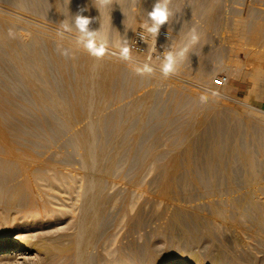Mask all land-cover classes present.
Masks as SVG:
<instances>
[{
    "label": "rangeland",
    "instance_id": "374dc122",
    "mask_svg": "<svg viewBox=\"0 0 264 264\" xmlns=\"http://www.w3.org/2000/svg\"><path fill=\"white\" fill-rule=\"evenodd\" d=\"M16 1L19 2V0ZM24 1H22L23 3L20 1L21 3L19 2L20 4L18 5L14 0H0V33H14L17 31L25 33L24 28L26 27L34 25L37 28L43 27L42 29L54 34L53 38L44 36L46 37L44 38V42L47 40L50 41L48 45H50L49 43L52 44L53 54L50 56H53L51 57L53 60L43 50L35 48L32 42H28L25 48L17 49L13 52L16 60L15 64L13 60L14 63L10 62L9 60L11 59L8 58L7 52L10 46L5 45L4 47L0 45V68L2 69L5 66L2 69L3 72L5 70V73L0 70L2 72H0V88L1 90L4 88L7 93L12 91V89L14 90L12 94L16 92L13 95L11 92V95L7 94L9 96L7 99L10 98L8 100L5 97L7 100L5 102L8 103L5 105L6 107L4 106L5 109H7L9 103L11 104L13 102L11 106L9 105L10 109L5 110L3 106L0 107V128L3 129L14 145H17L18 151L24 148L33 156L42 157L43 155H39V151H43L44 154L46 153L45 150L51 146L55 152H58L56 155L51 156V161H54L55 165L57 163L60 164L56 165L58 169L55 167L58 172L63 171L61 169H64V172L65 170L68 173L72 172L69 174L70 178L72 177L71 175L77 176L80 173L79 178L81 179H78V182L81 184L80 194L78 195L76 191H72L71 193L63 192V194L60 192L53 200L57 201V204H59V201L60 203L74 204L75 212L72 217L78 219L82 210V204H91L93 198H97L104 203L111 202V204H120L127 194L126 189L129 190L133 199L132 201H139L142 196L147 195L155 197L157 200L152 203L155 207L154 205L150 207V205L146 204L145 212L142 215L143 223L139 227H133L131 229L132 236L131 234H122L124 231L121 228V222L117 220L112 221L116 225L119 224L117 226L115 225L116 227L113 224V227L116 230L120 226L119 228L122 231L120 229L117 230L118 232L120 230V233L122 232L120 234L121 241H125L127 238L138 235V232L142 233L144 230L150 231L156 229L155 227L158 224L164 222L165 215L163 213L156 215L155 211L158 210V205L165 198L173 200L193 199L198 201L209 197H221L223 199L222 213L218 212L216 206H214L213 210L210 207L202 206L198 211L205 212V214L210 216H213L212 214L214 213L216 216L215 219L221 222L223 230L228 229L227 233L226 231L223 232V235H226H219L210 224L207 225L205 220L201 218L181 214L182 216H180L179 220L185 223L182 224L184 225V229H190L188 236L186 234L187 238L185 236L180 241L184 245L182 246L197 249L203 256L215 252L224 254L226 252L225 250H227L229 253L226 252L225 256L229 258L230 254H232L231 247L240 241L238 243L245 245L248 243L247 245L252 246L251 249L254 248L252 252L257 255L256 257L262 256L263 252H261L262 250L260 248L262 239L256 231L258 224L255 223L254 217L248 213L250 212L247 207L249 202L244 191L251 189L254 197L261 200L259 202L264 204V192L260 188V185L264 183V134H262L264 133V123L262 122L264 120L262 118L264 117V91L263 89L261 91V88L259 89L252 82V76L250 74L253 72L255 66V62L251 63L252 58H254V54H252V47L254 45L250 44V46L248 44L251 41L248 39V35H250L249 30L251 31V29V34L256 33L253 35L254 38L259 37L257 39L253 38V41L258 42L257 40L262 39V37L264 38V0H169V22L160 28L155 40L148 33L150 41L144 46L143 51L131 49L132 58L130 61H125L120 58L119 50L111 39H109L116 30L115 26H118V21L116 23L114 20V22V18L111 20L113 22H110L114 27L112 26L111 28L108 24L110 26L109 28L106 25L107 31L112 33L111 35L110 33H108L109 35L107 34L109 37L108 47L102 56H94L85 48L76 44V36L78 33L74 26L75 18L73 17H75V14L81 13V9L86 7L85 0H83V3L85 2L84 5L81 4L82 0H70L69 6L68 0H61L63 7L71 8L70 11L73 9L71 13L74 16L68 12L72 20L74 19V23L70 25L72 31H66L62 27V22H65V19L59 5L57 4L55 6L56 0H44V2L43 0H38L39 2L37 0ZM88 2L90 9H93L95 12L99 5L95 3V0L94 3L92 0H88ZM156 2L157 0H136L134 4V0H123L125 15L127 16L128 14L127 17L129 18H134L136 15V26L132 31L138 28L143 29L142 25L144 22H148L151 25V21L148 19V13L152 10ZM16 5L17 7H15ZM21 5L22 8H18ZM23 7L25 8L23 9ZM76 9L77 12L79 11L78 13ZM230 9L233 11H230ZM86 13L89 14L88 12ZM82 14L84 15L85 12L83 11ZM122 14V18L127 19L123 13V9ZM131 14L133 15L131 16ZM262 14L263 16H261ZM2 19L3 22L5 19L6 22L13 20L14 25L10 24V22H8L9 24H6V22L3 23ZM66 23H68L67 20ZM237 23L239 25H247L248 23L249 26L245 25L248 27V30L245 29L246 27H244V31L239 29L240 26ZM192 28L195 29V35L199 38L195 43L192 42ZM187 30L192 34L185 35ZM132 31L126 37L128 44H130L133 33L135 32ZM162 32L166 34L164 37L161 36ZM182 37L185 43L183 40V43L180 42ZM173 41H176V43ZM179 42L182 44L181 48L182 46H188L189 50L186 56L178 61L175 73L166 78L160 70V66L164 60V53L179 51L181 49H179ZM3 48L6 50H3ZM19 64H21L22 69L29 75V79L36 85L37 94L40 95V98H43L42 100L44 102L38 98L37 103H32L38 96H32L35 95L32 92L34 90L28 89V86L26 88L22 77H20L22 81L20 79V81L18 80L19 76H21H18L19 73H17L20 72L17 69ZM145 64H149L154 71L151 74H138L136 68H142ZM38 66H42L44 71H40ZM104 70L105 72H103ZM60 75L62 76L61 79L59 78ZM205 75H211V83H207L201 78V76ZM2 76H4V79ZM219 80L224 81L218 83ZM100 81L103 82L104 86L98 89L97 83ZM19 90L20 92H17ZM202 95L206 96L204 102H201L200 99ZM11 98L12 102H10ZM155 99L158 100L156 101ZM218 102L225 103L230 107V110L228 109L227 111V108L222 109L223 106L217 104ZM17 105L20 106L19 109ZM23 106L25 107L23 108ZM41 107L44 108L42 109ZM1 110H4L3 113H6L2 114ZM48 110L50 112L52 111V114ZM222 110H226V112ZM217 111L219 113H216ZM36 114L44 117L43 119H46V122L45 120H39ZM53 114H58L61 118L69 116L67 119H70L71 122L76 121V119L78 120L72 129L82 131L85 136L91 137L93 141L91 150L92 157L94 158L98 153L104 156L100 164L92 159V167L86 170L81 166L78 158L82 149L80 150V147L73 140L69 139L68 141V135H70L72 130L69 133L65 129H62L57 134H55V130L51 131L56 124L54 123L53 125V121L55 122L57 119H60L58 115L56 117ZM233 114L236 117H233ZM257 114L258 116L256 117ZM101 115L109 119L107 121L111 128L107 133L99 126L98 120L101 118ZM13 116L14 119H10ZM231 116L232 118H230ZM54 117H56V120ZM17 118H21L22 121H19ZM34 118L37 119L35 120ZM93 118L97 121L92 126L89 123ZM23 119L27 122L32 119L30 121L33 123L29 124L31 126L35 124L36 131L39 133L44 132L45 137H48V139L40 133V138L42 136L44 137H42L44 139L43 142L33 143L27 139L20 138L16 133L14 134L9 130L11 125L13 127H15L14 124L18 126L23 125L20 123L24 121ZM215 119L220 124L214 121ZM37 120L41 121V123L45 122V125L47 123L48 126L44 124L45 127L41 126ZM26 121L23 123L26 124ZM36 121L40 127H38L39 125ZM49 121L52 123V129ZM110 121L111 123H109ZM257 122H261L260 126ZM30 125L26 124V126ZM255 125L258 126L255 127ZM37 127H44V130L41 129V131ZM257 127H259V130L262 127L263 130L259 131ZM50 131L53 133L54 138L51 137L52 133ZM18 145L19 147L21 146V149H19ZM115 145L123 146L124 150L121 153V157L124 158L119 166L108 172L104 167L109 163V157ZM260 147L263 152L259 155L258 151L261 149ZM238 152L244 154L249 152V156L254 158L252 160L251 157L252 163L257 166L254 183L246 185L242 181V176L244 175L242 173H247L248 170L245 171V167L243 169L238 159ZM133 154H136L135 157ZM65 157L66 159H64ZM59 166L61 167L59 168ZM145 166H148L149 169L142 173ZM225 175L229 178H226ZM24 176H28L29 181L32 183L31 174L29 175L25 171ZM77 178L75 177L74 180ZM100 178H102L103 183L97 191L93 182ZM226 179L228 182L225 181ZM69 181L73 184V179ZM227 183L231 185L229 186ZM75 184L76 182H74ZM222 191H225V194H222ZM40 196L42 197V195ZM150 208L155 211L152 212ZM115 211L114 209L113 213L110 210L112 215H115ZM150 211L151 213L149 214ZM243 212L248 214L243 216ZM196 222H200V224ZM15 223L17 224V222ZM10 225L14 224L12 223ZM149 227L151 228L149 229ZM176 230L173 229L171 235L176 236L178 234L177 236H179V234L184 232L182 228L180 229L182 231ZM206 231L207 233H205ZM16 232H18L17 229L11 230V236L15 237L14 233L16 234ZM169 234H167V237H165L166 235L164 237L153 236L148 240L150 247L153 246L151 247L154 249L153 252L161 245L160 250L158 249L156 251L158 253L156 254L154 252V254L157 257L162 256V264L174 263L179 259H183L181 256L183 254L181 253H179L180 255L165 253L166 247L170 244L169 238L173 237ZM127 235L129 236L126 237ZM155 243L157 248L154 247ZM229 248L230 251H228ZM245 253L243 252L240 255L241 258L245 259L243 264H252L251 260L253 261L254 258L253 253L250 251H246ZM16 261L19 264L23 263L21 262L22 259ZM9 262L12 263L13 260H1L0 264H11Z\"/></svg>",
    "mask_w": 264,
    "mask_h": 264
},
{
    "label": "bare ground",
    "instance_id": "6f19581e",
    "mask_svg": "<svg viewBox=\"0 0 264 264\" xmlns=\"http://www.w3.org/2000/svg\"><path fill=\"white\" fill-rule=\"evenodd\" d=\"M14 1L19 5L24 0H19V2L21 1L20 3L17 2L16 0H14ZM25 1H27V0H25ZM56 1L57 2L55 4V6H57V4H58L59 7L61 8L62 14L64 15L65 22L67 20L68 24L72 25L75 22V20L73 19L74 20V22H73L72 17L68 15V12L71 13V11L73 9L70 11L71 8L69 9V8L63 7V4H61V0H56ZM69 1L70 0H68V6H69ZM92 1L94 3V0H92ZM43 2H44V0H43ZM65 2H67V1H65ZM85 2H86V7L84 9H86V10L84 12L87 16L90 15V17L92 19V23L89 26L90 29L92 28V30L93 29H95L97 31L99 30L101 36L107 35L110 32L107 31L106 25L109 28H110V26L112 28L113 25H111L110 22H111L112 18H114L113 21L115 20L116 23L118 21V23H117L118 26L117 27L115 26L116 30H115L114 34H112L113 36L111 35V33H112L111 32L110 38L108 36L107 37L109 39H111V41L114 43L115 46L118 43H122L124 40H127L126 37H127L128 33H130L135 28L137 20L135 18L136 15L134 18L133 17H131V18L127 17L128 14H127V16L125 15L124 8H123V0H114L113 2H115V3L112 4V6L109 5L108 7H104V8H100L98 6V9L95 12L93 11V9H90L88 0H85ZM29 3H30V1H29ZM84 3L82 0L81 4L84 5ZM15 7H17V5ZM19 7L22 8V5L18 6V8ZM24 8L25 7H23V9ZM32 8H34V7L32 6ZM122 9H123V13L127 19L122 18V15H123ZM232 9H230V11ZM202 11H204V10H202ZM76 12H77V9H76ZM86 12H88L89 14H87ZM172 12H173V10H172ZM78 14H81V13H78ZM201 14H202V12H201ZM71 15H72V13H71ZM76 15L77 14H75V16ZM132 15L133 14H131V16ZM72 16H74V15H72ZM261 16H263V14ZM1 18H6V17H1ZM73 18H75V17H73ZM173 19H174V17H173ZM258 19H260V18H258ZM5 20H4V22H6ZM241 21H242V19H241ZM2 22H3V19H2ZM8 22H10V24L14 23L13 20H10ZM8 22H6V24ZM17 23H18V21H17ZM238 23H240V22H238ZM248 23H247V25L246 24H241V25L238 24L240 27H242V28L239 27V29H242L244 31V27L249 26ZM34 26L24 28L25 33H22L19 31L14 32V33H10V32L9 33H4V32L0 33V45H3L4 47H5V45L10 46V49L8 50V52L5 51L8 53V56H9L8 58L11 59V60H9L10 62L14 61L16 64V60H15V57L13 55V52L16 51L17 49L25 48V46L28 42H32L34 44L35 48L43 50L45 52V54L50 57V59H51V57H53V56H50L53 54L52 44L49 43L50 45H48V42H50V41H47L46 39L45 40L47 41V43H46V41L44 42V38H46L44 36H48L50 38L51 37L53 38L54 34H52V32H50V31L42 29L43 27L37 28ZM251 26H252V24H251ZM6 27H7V25H6ZM252 27H254V26H252ZM189 28H190V26H189ZM189 28L187 27L188 30H189ZM247 28L248 27H246L245 29H247ZM192 29H194V28H192ZM256 29H257V27H256ZM24 30H23V32H24ZM188 30H187V32H188ZM134 31H132V32H134ZM237 31H239V30L237 29ZM187 32H185L186 33L185 35L192 34L191 32H188V33ZM249 32H250V35H248L249 36L248 39L251 40L250 41L251 43L249 42L248 44L254 45L252 47L253 48L252 54H254V58H252L251 63L255 62L253 72L250 75L252 76L253 84L256 85L257 87H259V89L261 88V91H262V89L264 91V67H263V64H264V38L263 37H262V39L260 38V40H257L258 42L253 41L252 40L254 38L253 35H255L256 33L254 32L255 34L254 33L251 34L252 29H251V31L249 30ZM240 34H241V32H240ZM187 37L189 38V36H187ZM240 37H242V36L240 35ZM257 38H259V37L257 36ZM257 38H254V39H257ZM109 39H108V42H109ZM184 39H185V36H184ZM184 39L182 37V39H180L181 40L180 42L183 43ZM48 40H49V38H48ZM182 40H183V42H182ZM173 42L176 43V41H173ZM180 42L178 43L180 46L179 49L181 48V45H182V44H180ZM3 50H6V49L3 48ZM1 52H2V50H1ZM205 54H207V53H205ZM248 54H249V52H248ZM249 56H250V54H249ZM249 56H248V58H249ZM51 60H53V58ZM250 60H249V62H250ZM53 64H55V63H53ZM58 64H60V63H58ZM12 66H13V64H12ZM103 66H105V65H103ZM3 68H5V66ZM16 68H17V66H16ZM22 68L23 67L21 66V64H19L17 69H19L20 72H17V73H19L18 76L19 75H21V76H19L18 80L20 79L22 81V79H23V82L26 84V85L25 84H23V85H25L26 88L28 86L29 87L28 89L34 90L32 92H33V94L35 93V95H32V96H34V97L38 96V97L32 103H34V102L37 103V99L40 98V95L37 94V87L29 79V75ZM38 68L40 71H42V72L44 71V68L42 66H38ZM2 69L0 68L1 71H2ZM52 69H53V67H52ZM102 69H103V67H102ZM104 69L107 70V68H105V67H104ZM56 71H58V70H56ZM6 72H8V71H6ZM60 72H61V70H60ZM103 72H105V70ZM3 73H5V70ZM10 74H9V76H10ZM20 77H22V79ZM61 77L62 76L60 75L59 78L61 79ZM2 78L4 79V76H2ZM201 78L204 81H206L207 83H211L210 81H212L211 75L201 76ZM7 79H8V77H7ZM11 81H12V79H11ZM223 81L224 80H219V82H223ZM13 82H15V81L13 80ZM6 84H8V83H6ZM21 84H22V82H21ZM103 86H104L103 82L100 81L97 83L98 89L102 88ZM251 90H252V88H251ZM8 91H9V89H8ZM12 91H14V90L12 89ZM12 91H10L11 94H12ZM21 91H22V89H21ZM10 92L7 93V91L4 90V88H2V90L0 88V107H2V106L4 107L6 104H8L5 101L10 99V98L7 99V97H9V96H7V94L9 95ZM17 92H20V90ZM15 93H13V94H15ZM5 97L7 100L5 99ZM10 97H12V96H10ZM40 99L42 100L43 98H40ZM10 102H12V98H11ZM42 102H44V101L42 100ZM11 104L9 103L10 106H11ZM217 104L223 106L222 109L227 108V111L230 108L228 105H226L225 103H222V102L221 103L218 102ZM9 105H8V107H9ZM5 107L3 109H5ZM8 107L5 110L10 109V107L9 108ZM19 107L20 106H18L17 108L19 109ZM24 107L25 106H23V108ZM41 108L43 109L44 107H41ZM49 108H51V107L49 106ZM220 109H221V107H220ZM246 110H248V109H246ZM1 111H2V114L6 113V112L3 113L4 110H1ZM222 111L226 112V110H222ZM241 111L243 112V110H241ZM51 112L49 111V113H51ZM254 112H256V111H254ZM216 113H219V111H217ZM216 113H214V114H216ZM239 113H241V112L239 111ZM45 114H46V112H45ZM259 114L261 115V113H259ZM39 115L36 114L37 118L39 117L38 118L39 120H41V121L45 120V122H46V119H43L44 117H41V115L40 116ZM46 115H48V114H46ZM53 115H56V114H53ZM57 115H56V117H57ZM236 115H237V113H236ZM253 115H254V113H253ZM33 116H35V114H33ZM257 116H258V114L256 115V117ZM15 117H17V116H15ZM46 117H48V116H46ZM56 117H54L55 120H56ZM59 117H60V119H57L55 122L53 121V125H54V123H56L55 126H53V129H52V123L49 121V125H51V129H52L51 131L55 130V134L61 132L62 129H65L68 132L71 130L73 131V132L71 131V133L69 132L70 135H68V141H69V139L73 140L75 142V144L78 145V147H80L79 149L80 150L82 149V151L79 154V158H78L81 166L86 170L88 168L92 167V159H94V161L96 163L100 164V162L103 160L104 156L101 153H98L97 155H95L94 158L92 157L91 150H92L93 141H92L91 137L85 136L82 133V131H78V130L76 131V129H72V128H74L73 125L75 124V122L77 123L78 120L76 119V121L71 122L70 119H67L69 116H67L66 118H65V116L63 118H61V116H59ZM215 117H217V116L215 115ZM233 117H236V116H234V114H233ZM37 118H34V119L36 120ZM50 118H52V117L50 116ZM226 118H228V117H226ZM230 118H232V116ZM244 118H245V116H244ZM262 118L264 119V117H262ZM10 119L13 120L14 116H13V118H10ZM20 119H18V120L22 121V119L21 120ZM61 119H63V120H61ZM217 119H215L214 121H217ZM23 120L26 121L25 119H23ZM30 120H32V119H30ZM39 120H37V121H39ZM107 120H109V119H107L106 116H102V115H101V118H99V120H98L99 126L106 133L111 128L110 125L108 124ZM232 120H234V119H232ZM29 121L28 122L26 121L27 125H30L29 123H33L32 121H30V122ZM41 121H39L41 126H44L45 122L41 123ZM96 121L97 120L93 118V120L89 124L93 126L96 124ZM218 121H219V119H218ZM218 121H217V123H219ZM237 121H239V119H237ZM23 122H20L23 125L18 126L17 124L16 125L14 124L15 127H13L11 125L9 130L14 134L16 133V135L19 136L20 138L27 139L33 143L43 142V140H44L43 138L46 136L44 134V132H42V133L40 132L41 135H44V137L42 136L43 138L42 137L40 138V136H39L40 133L36 131L37 129H35L36 128L35 124H32L34 126H31V125L26 126V124H24ZM221 122H222V120H221ZM233 122H235V121H233ZM262 122L264 123V120H262ZM109 123H111V121ZM236 123H238V122H236ZM258 123L259 122H257V124ZM260 123H259V126H260ZM219 124H218V126L220 127ZM250 124L252 125V123H250ZM38 125H39V123H38ZM46 125H47V123H46ZM111 126H112V124H111ZM256 126H258V125H255V127ZM38 127H40V125ZM49 127H47V128H49ZM219 127H218V130H219ZM43 128H38V129L44 130ZM243 128H245V126H243ZM254 128H253V130H254ZM257 128L259 130V127H257ZM255 130H256V128H255ZM260 130H263L262 127ZM245 132L247 133V131H245ZM262 134H264V133H262ZM27 136H29V137H27ZM51 137H53V133H52ZM45 138L48 139V137H45ZM256 139H257V137H256ZM65 142H67V141H65ZM15 145L12 142V140L9 137H7V135L3 131V129L0 128V261L1 260L2 261L13 260L12 263L9 262L11 264H19V262L16 261V260L19 261V259H22V261H21V262H23L22 264H162V262H161L162 256L157 257V255L154 254V252L156 254L158 253L156 251H158V249L160 248L161 245L158 244L159 248L153 252L154 249L151 248L153 246L150 247L148 240L150 237H153V236L164 237L166 235L165 237H167V234H169V233H170L169 235L173 236V237H170L168 235V237H170L169 238L170 244L166 247L165 253L166 254H176V255L181 253V254H183V255H181L183 259H179L178 261H176L174 263L172 262V263H168V264H189V263L190 264H243L245 259L241 258L240 255L243 254V252L245 253L246 251H250L251 253H253L252 249L254 250V248L251 249L252 246L247 245L248 244L247 242H246L247 243L246 245L238 243L240 241H238L236 244H233V246L231 247V253L232 254H230L229 258L225 256V253L227 252V250H225L226 252L224 254L221 252H215V253H211L208 255L206 254L205 256H203V255H201V253L197 249L188 248L186 246L183 247L184 245L180 243L181 239L183 237H185L186 234L188 236V234H189L188 232L190 231L189 228H188V230H187V228L184 229V225H182V224H185V223H182V221L179 220L180 216H182L181 214H186L187 216L191 215L192 217L201 218L202 220H205L207 225L210 224L218 232L219 235H222V236L226 235V234L223 235V232L226 231V233H227L228 229L223 230L221 222H219L218 220L215 219L216 216L214 215L213 212H211V213H213L212 214L213 216H210L208 214H205V212L202 213V212L198 211L200 209V207H202V206L210 207V208H212V210H213L214 206H216L218 212L222 213L223 199L221 197L220 198L209 197L207 199H204V200L201 199L198 201H195L193 199H185V200L176 199V200H173L170 198H165L162 200L161 204H159V205L156 204L159 206L158 210L155 211V210H152L150 208L152 212L155 211L156 215H160L163 213L165 215L164 222H162L161 224H158V226L155 225L156 227L155 226L154 227L156 229H152L150 231L144 230L142 233L138 232V235L127 238L125 241H121L120 234L122 232L120 233V230L122 231V229H123L124 232L122 234H124V233L125 234H131V236H132L133 234L131 233V229L133 227H139V225L143 223L142 222V215L145 212V210H144L145 206L147 204V205H150V207H153L154 204H152V203H154L157 200L155 197H150L147 195V196H142L139 201H132L133 199L130 195L129 190H127L125 188L126 189L125 191H127V194H126L124 200L120 204H111V202L110 203L109 202L104 203V202H101L100 200H98L97 198H93L91 200V204H88V203L82 204V210H81V213L83 212L82 215L80 213V215L78 216V219L73 218L72 215L75 212L74 204H69V203L66 204L63 202L60 203V201L58 202L59 204H57V201H54L53 199H55L56 196L58 195V193H60V192H62V194H63V192L71 193L72 191H76L79 195L81 192V190H80L81 184L78 182V179H81V178H79L80 173L78 172L79 174L77 173L78 174V175L76 174L77 176L71 175L73 178L72 177L70 178L69 174L72 172L68 173L66 170L64 172V169H61L63 171L58 172L56 170V168L58 169V167H56V165L57 164L60 165V164L57 163L55 165L54 161H51V156L56 155V153H58V152H55L51 146L45 150L46 153H44V154H43V151H39V155H43V156L38 157V156H33L30 152L26 151L24 148L21 151L20 150L18 151L17 145L16 146ZM18 147H19V145H18ZM20 147H19V149H21ZM123 150H124L123 146L115 145V147H114V149H113V151L109 157L110 161L104 167L106 169V171L110 172V171H112V169H114L115 167H117L121 164V162L123 161V158H124V157L123 158L121 157V153ZM136 150H139V149H136ZM262 152L263 151L261 148L258 151V154L260 155V154H262ZM247 153L244 154V153L238 152V159L241 162L243 169L245 167L246 168L245 171L248 170L247 173H245V172L242 173V174H244L242 176V181L246 185H249V184L255 182V175H256L255 173L257 170V166H256V164L254 165L252 163V160H254V158L251 156L252 157V160H251V157L249 156V152H247ZM62 154H63V152H62ZM137 154H139V153L137 152ZM250 154H252V153H250ZM133 155L135 157L136 154H133ZM64 159H66V157ZM137 160H139V158H137ZM250 160H251V162H250ZM60 167L61 166H59V168ZM148 169H149V167L145 166L142 173ZM25 171H27V173H29V175L31 174L32 183L29 181L30 179L28 176H24ZM73 174L75 175V173H73ZM225 176H226V178H229V177H227V175H225ZM75 177H78V178L76 180H74ZM177 178H178V176H177ZM72 179H73V184H72V182L69 181ZM222 181H224V180H222ZM225 181L228 182L227 179ZM74 182H76L75 185H74ZM102 183H103L102 178L96 179L93 182L97 191H98V188L101 187ZM106 183H108V182H106ZM218 185H219V183H218ZM169 186H171V185H169ZM218 187L220 188V186H218ZM260 188H261L262 192H264V183L260 185ZM121 189H123V188H121ZM227 189L230 190L229 188H227ZM224 192L222 191V194ZM77 193H75V194H77ZM244 193L248 197L249 204H247V207H248V210L250 211L248 213H250L254 217L255 223L258 224V227H256L258 229L256 231H257L258 236L262 239V243L260 244V248H261V250H262L261 252H263V254L260 257H256L257 255L253 253L254 258H253V261L251 260V262H252V264L253 263L254 264H264V204H262V202L261 203L259 202L261 200H258L254 197V194H253L251 189H246L244 191ZM40 195H42V197ZM65 195L67 196V194H65ZM64 199H66V198H64ZM64 201H67V200H64ZM86 202H89V201H86ZM111 205H113L114 207ZM116 207H118L119 209ZM154 207H155V205H154ZM210 208H208V209H210ZM114 209L116 210L115 215H112L110 210L114 213ZM217 210H215V211H217ZM151 211L149 212V214L151 213ZM248 213L243 212L242 215L246 216ZM239 216H240V214H239ZM113 220L114 221L117 220L118 222H121V224H122L121 228L122 229L119 228L120 226L117 227V229H120L119 232L117 229L115 230V227L119 224L116 225L115 223H112ZM15 222H17V224ZM12 223L14 225H10ZM196 223L200 224V222L199 223L196 222ZM113 224H114V226L115 225L116 226L113 227ZM193 224H194V222H193ZM224 226H225V224H224ZM151 227H149V229ZM181 228L184 230V232L181 233L182 236H180L181 234H179V236H177L178 235L177 233H176L177 237L173 234L171 235V231L173 229L174 230L178 229L176 231H179ZM14 229L15 230L17 229L18 232H16V234L14 233L15 237H12L10 234V231L14 230ZM176 231H173V232H176ZM180 231H182V230H180ZM229 231H230V229H229ZM166 232H168V233L166 234ZM205 233H207V231ZM228 235H229V233H228ZM128 236L129 235H127L126 237H128ZM187 236L185 238H187ZM251 237H253V236H251ZM218 239H217V241H219ZM238 239H240V238H238ZM155 245H156V243L154 244V247L157 248V245L156 246ZM224 247H226V246H224ZM221 248H223V247H221ZM215 250L217 251V249H215ZM223 250H224V248H223ZM228 251H230V248ZM227 253H229V252H227ZM248 257H250V256H248Z\"/></svg>",
    "mask_w": 264,
    "mask_h": 264
},
{
    "label": "clouds",
    "instance_id": "9594fccd",
    "mask_svg": "<svg viewBox=\"0 0 264 264\" xmlns=\"http://www.w3.org/2000/svg\"><path fill=\"white\" fill-rule=\"evenodd\" d=\"M136 0H134L135 4ZM95 3L99 5L100 8L108 7L113 4V0H95ZM169 0H157L152 10L148 13V19L151 21V25L148 22H144L142 28L146 30L155 40L158 36L160 28L165 25L170 16L168 8ZM86 9H81V14L75 16V29L78 35L76 36V44L82 46L90 54L94 56H102L108 47V37L107 35L101 36L100 31L90 30V24L92 19L88 16L82 14ZM62 27L66 31H72L70 25L66 22H62ZM142 39L144 37L142 36ZM198 36L195 35V29H193L192 42L195 43L198 40ZM116 48L119 50V56L125 61L131 60V46L128 44L127 40L122 43H118ZM188 46L182 47L177 52H165L164 60L160 66L161 73L164 77L175 73L178 61L182 60L187 52ZM138 74L148 73L151 74L154 69L149 65L145 64L142 68H136ZM201 102L206 100V96L200 97Z\"/></svg>",
    "mask_w": 264,
    "mask_h": 264
},
{
    "label": "built area",
    "instance_id": "2783aa9c",
    "mask_svg": "<svg viewBox=\"0 0 264 264\" xmlns=\"http://www.w3.org/2000/svg\"><path fill=\"white\" fill-rule=\"evenodd\" d=\"M166 34L164 32L161 33V36L164 37ZM142 36L144 39H142ZM150 41V38L148 37V33L146 30L138 28L133 33V36L131 38L130 46L132 50L135 51H143L144 46Z\"/></svg>",
    "mask_w": 264,
    "mask_h": 264
},
{
    "label": "snow or ice",
    "instance_id": "6c2138e0",
    "mask_svg": "<svg viewBox=\"0 0 264 264\" xmlns=\"http://www.w3.org/2000/svg\"><path fill=\"white\" fill-rule=\"evenodd\" d=\"M218 83H219V81H218Z\"/></svg>",
    "mask_w": 264,
    "mask_h": 264
}]
</instances>
